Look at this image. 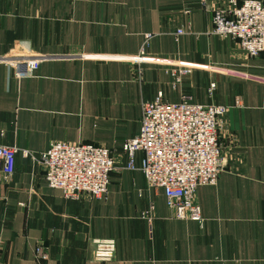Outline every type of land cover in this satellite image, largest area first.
<instances>
[{"label":"crops","instance_id":"crops-1","mask_svg":"<svg viewBox=\"0 0 264 264\" xmlns=\"http://www.w3.org/2000/svg\"><path fill=\"white\" fill-rule=\"evenodd\" d=\"M227 4L2 0L0 143L18 152L11 179L0 181V264H264V51L252 56L238 38L212 32L215 9ZM148 32V58L135 63ZM13 51L39 57L32 75L16 76L3 60ZM175 63L192 66L177 82ZM159 91L171 101L242 99L222 119L218 182L198 188L202 225L175 217L164 188L126 166L123 145L140 130L142 101ZM56 140L111 149L105 199L66 197L23 153ZM96 238L115 239L110 260L93 257ZM40 241L47 259L36 256Z\"/></svg>","mask_w":264,"mask_h":264},{"label":"built area","instance_id":"built-area-1","mask_svg":"<svg viewBox=\"0 0 264 264\" xmlns=\"http://www.w3.org/2000/svg\"><path fill=\"white\" fill-rule=\"evenodd\" d=\"M1 3L2 0L0 8ZM185 12L189 13L190 8ZM213 22V33L233 35L250 55L264 51V0H228L226 6L215 9ZM186 31L183 27L176 29L177 34ZM153 36V33H145L139 52L130 56L132 61L142 63L147 60V47ZM3 60L14 68L18 77L32 75L40 63L37 55L21 51L9 53ZM170 71L177 82L192 71V66L175 63ZM215 85L212 82L211 88ZM241 105V97L231 105L202 103L188 96L171 101L159 91L155 98L142 101L140 130L123 145L128 156L126 166L140 169L149 185L164 188L166 203L175 217L193 219L202 225L205 217L197 197L198 188L218 182L224 168L220 141L222 119L230 106ZM17 152L15 147L0 143V181L11 179ZM138 152L142 153L140 159ZM23 153L43 164L48 183L62 189L66 197L89 196L99 200L107 197L115 166L110 148L93 142L56 140L39 153L30 150ZM94 241L95 259L106 261L114 256V238H96ZM35 253L39 260L49 257L43 241L37 243Z\"/></svg>","mask_w":264,"mask_h":264}]
</instances>
